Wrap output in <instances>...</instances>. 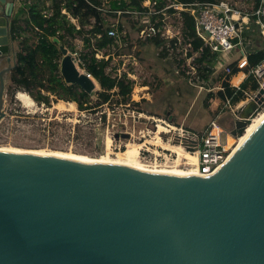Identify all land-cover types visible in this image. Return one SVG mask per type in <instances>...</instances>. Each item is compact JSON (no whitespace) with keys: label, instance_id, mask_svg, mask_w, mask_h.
<instances>
[{"label":"water","instance_id":"water-1","mask_svg":"<svg viewBox=\"0 0 264 264\" xmlns=\"http://www.w3.org/2000/svg\"><path fill=\"white\" fill-rule=\"evenodd\" d=\"M14 13L13 0H0V119L16 65ZM59 49L64 81L96 90L67 47ZM263 101L260 88L232 135ZM0 264H264V117L211 174L0 150Z\"/></svg>","mask_w":264,"mask_h":264},{"label":"rangeland","instance_id":"rangeland-1","mask_svg":"<svg viewBox=\"0 0 264 264\" xmlns=\"http://www.w3.org/2000/svg\"><path fill=\"white\" fill-rule=\"evenodd\" d=\"M13 1L15 3V10L17 11L21 1ZM162 1L167 6L173 0ZM225 1L233 3L244 10L250 9L253 5V0ZM45 2L48 4L49 0ZM143 4L151 8L150 0H144ZM62 12H65V10H62ZM157 16L165 20V27L169 34L179 31L176 15L169 13L168 10H164ZM22 17L21 15L19 16V22L24 20ZM144 18V16L139 15L137 12L132 15L126 14L123 16L122 19L127 20L125 23L126 29L123 32L118 31L119 37L115 38L114 44L98 50L96 52L98 55H95L104 58L110 55L111 59L106 68L107 71L117 75L124 73L134 80L133 98H137L135 88L139 86L136 85L148 84L143 90H138H142L143 93L148 92L150 100H152L143 101L140 98L139 105H135L136 110H141L146 115L159 116L156 118L170 119L174 124L183 123L184 126L195 130L203 129L217 114L216 120L220 123L221 127L226 131H230L231 124L234 121L232 115L228 110L217 112L222 106V100L211 97L209 98L208 107L204 106L203 102L208 90L204 88L203 79L196 73L198 71L194 58H184L186 59L185 62L180 65L182 68H188L185 72L189 76L185 77L181 74L182 68L177 66L176 59H174L175 56L177 59L184 56V48L181 46L173 48L167 51L165 57H160L158 47L151 40L141 37L142 31L139 34L135 31ZM70 19L76 22L72 17ZM126 31L129 33L127 38L126 36L124 37ZM178 35L180 36L181 34L178 33ZM75 36L76 38L73 39L74 48L64 43L68 51L76 52L77 57L78 52H89L91 47L88 48L84 44L81 36L77 34ZM137 36L138 39H136ZM255 37L254 39L250 38L248 40L249 43H252V40L254 42L258 40L262 43L260 37ZM19 40L13 41V49L16 51L20 46ZM238 50V48H232L228 51L216 52L215 64L213 65L215 72L210 74L208 79L209 82L217 84L212 87L211 90L213 92L219 88L220 84L219 82H215L214 76L223 70L226 61L238 55ZM201 65H205V62H202ZM192 71H195V73H192ZM199 86H202V88H199ZM97 89H99L98 85ZM19 91L30 97L33 102L30 105H25L17 97ZM43 92L49 94V92ZM94 96L92 95L91 97L92 103L96 102L94 101ZM115 98L113 96L110 103L116 102ZM66 102H72L73 105ZM211 103L214 104L212 107L214 111L210 110ZM130 108L133 109L132 107ZM105 109L103 104H98L92 109L80 110L77 101L59 99L54 94H49L48 103L37 102L24 88L7 82L5 90V115L0 119V147H18L21 149L46 151L56 150L84 155L90 158L100 157L106 152L107 141L110 147V135L115 130L106 121L107 113H105ZM155 113L159 115H155ZM168 114H171L174 120L169 118ZM143 123L144 121L140 119L138 124L142 127L144 126ZM147 140H150V137ZM129 141L133 142L131 140L127 142ZM127 142L122 139H112L111 146H121L119 150L123 151L126 148L124 144H127ZM134 142L139 143L136 140ZM112 151L110 156L115 157V153L118 150Z\"/></svg>","mask_w":264,"mask_h":264},{"label":"trees","instance_id":"trees-1","mask_svg":"<svg viewBox=\"0 0 264 264\" xmlns=\"http://www.w3.org/2000/svg\"><path fill=\"white\" fill-rule=\"evenodd\" d=\"M18 12L10 19V34L12 41L19 40V48L16 52V65L11 68L6 75L7 82L24 88L29 92L30 96L37 102L48 103L49 94H54L59 99H69L77 101L78 108L92 109L98 104H104L112 100L113 96L116 102H127L134 88V80L126 74H112L107 71L111 56L96 57L95 53L111 44L115 43V37L110 36L107 30L114 27L116 30L123 32L126 28L127 20H123L126 14H134L135 12L146 10V6L142 4L144 0H20ZM155 2L154 9H160L165 5L162 0H152ZM177 2L188 3L195 0H176ZM258 4V0H254V7ZM65 10V12H62ZM169 12L174 11L168 8ZM23 16L22 22H19V16ZM76 22L71 21L70 17ZM155 14L151 16L153 21ZM145 19V18H144ZM180 19L182 22L181 33L183 43H190V49L186 55L191 56L194 51H199V55L194 57L196 69L204 81V88L208 90L204 98V106L208 107L209 98L216 97L220 100L230 98L233 102L239 101L243 96V90L248 87L256 88V83L249 75L235 88L225 80V72L221 70L214 76L215 82H219V88L212 91V87L217 85L209 82L210 74L215 72L213 65L215 64V52H211L207 47H203L202 39L194 32V21L186 10L180 11ZM146 21L143 20L135 31L141 33ZM29 32V33H28ZM28 33V34H27ZM82 37L84 44L90 48L89 52H78L77 62L81 69L86 70L96 81L99 89L91 93L85 92L76 84L66 83L59 72V64L61 59V51L59 44H68L74 48L73 39L75 35ZM129 34L128 31L125 32ZM141 36V35H140ZM245 38H261L262 43L258 40L254 44H250L245 48V54L248 60V66L245 71L258 64L264 59V40L256 32L245 30L243 32ZM57 37L58 41L53 40ZM138 39V36L137 38ZM151 40L156 47H160L158 54L160 57L167 55L168 47L176 48L173 43L176 38H163L159 35L146 37ZM71 40V41H70ZM254 41V40H253ZM239 49V48H238ZM239 49L238 55L229 60L227 66L233 67V73L238 71L236 61L241 56ZM175 56V54H174ZM185 57L177 59L176 64L180 65L185 62ZM205 62V65H201ZM181 69V74L188 77L185 70ZM184 77V78H185ZM49 92V94L44 93ZM94 96L95 103H92L91 97ZM143 99V98H142ZM146 101V100H144ZM140 101H134V105H139ZM155 115H159L155 113ZM179 124V123H178Z\"/></svg>","mask_w":264,"mask_h":264},{"label":"built area","instance_id":"built-area-1","mask_svg":"<svg viewBox=\"0 0 264 264\" xmlns=\"http://www.w3.org/2000/svg\"><path fill=\"white\" fill-rule=\"evenodd\" d=\"M150 3L151 8H148V6L142 2V4L146 6V10L137 12L139 15L145 17L144 20L146 21V24L141 30V37L144 39L156 35L166 39L175 37L176 41L173 45L184 48L183 57L187 59L199 55V51H194L191 56H186L187 50L190 49V43H183V36L181 33L182 22L180 19V11L186 10L194 21V32L202 39L203 47H207L211 52L215 53L228 51L235 47L240 48L242 54L236 61L238 71L233 73V67L225 65L223 70L226 77L231 74L237 75V73L242 72V79H245L250 75L257 86L255 89L248 87L243 90V96L237 102H233L230 98H226L224 101L222 100V106L217 110V112L228 110L234 120L238 119L240 108L249 100L253 99L254 95L260 88H264V59L248 71H245V68L248 66V60L245 54L247 38L243 36L245 30H251L258 33L264 40V0H258V4L255 7L253 0L252 7L246 10L225 0H195L188 3L173 0L167 6L164 5L165 7L163 6L157 10L154 9L155 2L150 0ZM168 8H173L174 11L169 13L176 15L179 23V31L176 33L171 32L169 34L165 27V20L160 16H157L161 11H166ZM153 14H155L156 17L152 21L151 16ZM107 33L115 38L119 37L118 30L114 27L109 28ZM178 33L181 35L179 36ZM167 47L168 50L173 49L168 43ZM70 53L77 61V53ZM95 55L98 54L95 53ZM192 73H195V71H192ZM227 81L235 88H239V85L242 82L239 81V84L236 83L238 84L236 85L228 79ZM199 88H202V86H199ZM131 96H133V94H131ZM131 96L125 103L106 102L103 104V107L106 108L105 113H107L106 121L108 125L115 129L111 132V139L116 140L114 138L115 133H118L119 135L121 133H128L129 137L126 139V142L128 140L141 141L142 145L138 148L137 154V157L140 160L149 164L164 166L173 165V162L177 157L176 152L155 145L151 142H144L145 137H151L154 136L155 133H158L163 141L177 144L188 152L195 154L194 161L188 159L181 160V167L188 169V171H194L193 173L197 174H211L219 169L226 161L232 150V146L227 145L226 137L228 135L235 138L238 137V135L231 134V130L234 128V121L231 124L230 131H226L216 120V114L203 129L195 130L184 126L183 123L174 124L170 119L160 118L164 130L159 131L155 117L153 115H146L141 110H136V106L133 102L137 100ZM263 108L264 101L258 105L257 110L250 117V120ZM140 117L146 118V121L143 123L144 126L142 127L138 124ZM245 129L246 128H244L243 131H245ZM112 148L120 149L121 146Z\"/></svg>","mask_w":264,"mask_h":264},{"label":"bare ground","instance_id":"bare-ground-1","mask_svg":"<svg viewBox=\"0 0 264 264\" xmlns=\"http://www.w3.org/2000/svg\"><path fill=\"white\" fill-rule=\"evenodd\" d=\"M233 76H229L228 80L232 81ZM137 91H138V87L135 88V93ZM17 97L20 98V101L22 100L23 103H25V105L26 104L30 105L33 102V100L30 97H28L27 95H25L21 91H19ZM66 103L73 105L72 102H66ZM263 117H264V110L262 112H258L250 120V123L247 125L245 131H243V133L241 135H239L236 138L232 137L231 135H228L226 137L227 145L232 146V150H231V153L229 154V156L234 152L236 147L244 140V138L253 130V128L258 124V122H260V120ZM155 119H156L157 124H158L157 125L158 130L159 131L164 130V128H163L164 126L162 125V120L160 118H156V117H155ZM147 138H145L146 142H151V143L155 142L156 144L155 143H153V144L158 145V146H162L163 148H167L169 150H173L174 152H176L177 157H176L175 161L173 162V165L166 167L164 165L149 164L147 162L140 160L137 157V154H138V148H140L142 143H141V141H137L139 143H136V142H134L135 140H131L133 142H130V141L127 142V144H125L126 145L125 150L122 151L119 149H113L111 147V144H112V139H111V142H110L111 149L112 150H118L115 153V155H116L115 157L110 156V154L113 151L108 146V141H107L106 148H105V151H106L105 154L100 156V157H96V158H90V157H87L84 155H79V154L69 153V152H64V151L59 152L56 150L55 151H46V150H35V149H21L18 147L14 148V147H6V146H4V147L1 146L0 150L10 151V152H27V153H36V154H43V155H52V156H59V157L83 160V161L119 164V165H125V166L138 168L141 170L152 171V172H163V173H174V174H194L193 173L194 171H188V169L180 167V165H181L180 161L183 159H188V160L194 161L195 160V154L188 152L187 150H185L184 148H182L181 146H179L177 144H172V143H168V142L163 141L158 133H155L154 136L150 137L151 141L147 140Z\"/></svg>","mask_w":264,"mask_h":264},{"label":"crops","instance_id":"crops-1","mask_svg":"<svg viewBox=\"0 0 264 264\" xmlns=\"http://www.w3.org/2000/svg\"><path fill=\"white\" fill-rule=\"evenodd\" d=\"M249 39H250V38H248V39L246 40V46H248V45H250V44L252 45L253 42H254V41L252 40V43H249V41H248ZM235 48H239V47H235ZM157 49L159 50L160 47H158ZM239 49H240V48H239ZM228 62H229V61H226V62L224 63V66H225ZM220 63H221V62H220ZM229 76H233V75L231 74V75H229ZM229 76H227V77L225 76V80H227ZM242 76H243V73H242V72L237 73V75H234V76H233V78H232V82H233L234 84H236V83L239 84V81L241 82V81L243 80V79H242V78H243ZM128 77H129V76H128ZM238 84H236V85H238ZM136 86H139L138 89H142V90H143V88L147 87L148 84L143 83V84H141V85H136ZM142 90H141V91L138 90V91L136 92L137 98H134V99H136L137 101H141L140 98H141V99L143 98V101H144V100H146V101H151L152 99L150 100V97H149L148 92L143 93ZM131 94H133V93H131ZM139 94H143V95L140 96ZM131 97H133V96H131ZM213 105H214L213 103H211V105H210V110H211V111H212V110L214 111V108H212ZM153 114H154V113H153ZM169 115H171V114H169ZM171 116H172V115H171ZM172 118H173V117H172Z\"/></svg>","mask_w":264,"mask_h":264},{"label":"flooded vegetation","instance_id":"flooded-vegetation-1","mask_svg":"<svg viewBox=\"0 0 264 264\" xmlns=\"http://www.w3.org/2000/svg\"><path fill=\"white\" fill-rule=\"evenodd\" d=\"M10 37H11V34H10ZM11 40H12V38H11ZM12 43H13V41H12ZM6 58H7V55H3V56L0 57V68L3 67V66H5V64H6ZM15 58H16V55H15Z\"/></svg>","mask_w":264,"mask_h":264}]
</instances>
